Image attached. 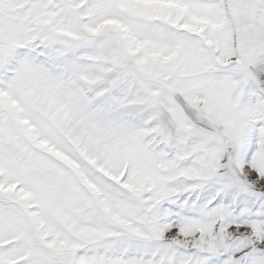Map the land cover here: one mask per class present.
Returning a JSON list of instances; mask_svg holds the SVG:
<instances>
[{
	"label": "snow or ice",
	"instance_id": "obj_1",
	"mask_svg": "<svg viewBox=\"0 0 264 264\" xmlns=\"http://www.w3.org/2000/svg\"><path fill=\"white\" fill-rule=\"evenodd\" d=\"M0 264H264V0H0Z\"/></svg>",
	"mask_w": 264,
	"mask_h": 264
}]
</instances>
